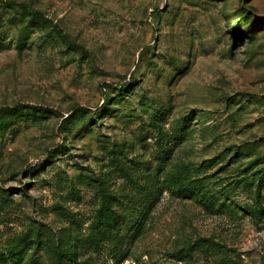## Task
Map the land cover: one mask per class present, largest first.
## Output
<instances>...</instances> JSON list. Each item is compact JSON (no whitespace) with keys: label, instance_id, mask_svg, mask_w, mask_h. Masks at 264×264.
Returning a JSON list of instances; mask_svg holds the SVG:
<instances>
[{"label":"rangeland","instance_id":"374dc122","mask_svg":"<svg viewBox=\"0 0 264 264\" xmlns=\"http://www.w3.org/2000/svg\"><path fill=\"white\" fill-rule=\"evenodd\" d=\"M264 264V0H0V264Z\"/></svg>","mask_w":264,"mask_h":264},{"label":"trees","instance_id":"16d2710c","mask_svg":"<svg viewBox=\"0 0 264 264\" xmlns=\"http://www.w3.org/2000/svg\"><path fill=\"white\" fill-rule=\"evenodd\" d=\"M58 264H66V260L63 261L61 257L58 258Z\"/></svg>","mask_w":264,"mask_h":264}]
</instances>
